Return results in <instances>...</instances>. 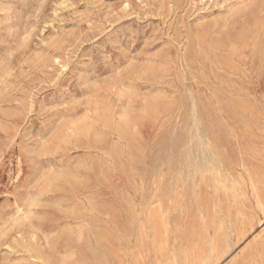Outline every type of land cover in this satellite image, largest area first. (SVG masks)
Masks as SVG:
<instances>
[{
	"label": "rangeland",
	"instance_id": "1",
	"mask_svg": "<svg viewBox=\"0 0 264 264\" xmlns=\"http://www.w3.org/2000/svg\"><path fill=\"white\" fill-rule=\"evenodd\" d=\"M263 237L264 0H0V264H231Z\"/></svg>",
	"mask_w": 264,
	"mask_h": 264
},
{
	"label": "bare ground",
	"instance_id": "2",
	"mask_svg": "<svg viewBox=\"0 0 264 264\" xmlns=\"http://www.w3.org/2000/svg\"><path fill=\"white\" fill-rule=\"evenodd\" d=\"M227 24L225 23V26H226ZM205 30V29H204ZM211 30H213V29H211ZM208 31H209V29H208ZM201 32V31H200ZM207 32H206V30L203 32H201L200 34H204V36H205V34H206ZM207 35V34H206ZM194 36V35H193ZM196 36L197 35H195L194 37H193V40L196 38ZM200 39V38H199ZM196 40V39H195ZM195 126V125H194ZM197 128V127H196ZM199 131V130H198ZM199 133V132H198ZM197 134V133H196ZM195 134V135H196ZM201 134V133H200ZM201 136V135H200ZM195 137H197L196 138V142H195V144H193V146L196 148V150H201L203 147H204V149H205V146L203 145V143H204V141L202 142V139L201 138H198V136H195ZM206 138V137H205ZM194 142V141H193ZM208 143V142H207ZM205 144V143H204ZM209 144V143H208ZM191 149V148H190ZM207 150V149H206ZM205 150V151H206ZM213 150H211V152H212ZM191 153V152H190ZM191 155V154H190ZM192 156V155H191ZM207 156V155H206ZM206 156L204 155V153L203 152H201V160H200V162H204L205 164L207 163V159H206ZM194 159V158H193ZM211 160V159H210ZM191 162V161H190ZM216 162V161H215ZM190 165V164H189ZM188 165V166H189ZM212 165H213V163H212ZM216 165V164H215ZM194 167V166H193ZM196 167H194V168H192V174H195V175H198V174H200V173H202V171L201 170H199V169H195ZM217 168V167H216ZM220 168V167H219ZM218 169V168H217ZM216 170V169H215ZM218 171V170H217ZM220 175V174H219ZM221 176V175H220ZM215 178V177H214ZM220 178V177H219ZM216 181V180H215ZM218 181V180H217ZM218 183H220V182H218ZM219 187V186H218ZM220 187H221V185H220ZM225 188V187H224ZM238 190V189H237ZM258 200V199H257ZM261 206V205H260ZM240 211V210H239ZM254 211V210H253ZM237 213V212H236ZM29 215V214H28ZM238 215V214H237ZM243 216V215H242ZM244 218V217H243ZM261 227H262V224L260 225ZM219 227V226H218ZM222 228H223V226H222ZM261 231V230H260ZM221 232V231H220ZM254 233V232H253ZM260 235V234H259ZM253 250V249H252ZM222 258V257H221ZM231 264H264V237L260 240V242L254 247V250H253V252H252V254L249 256V257H244V258H241V260H239V261H237V262H233V263H231Z\"/></svg>",
	"mask_w": 264,
	"mask_h": 264
},
{
	"label": "snow or ice",
	"instance_id": "3",
	"mask_svg": "<svg viewBox=\"0 0 264 264\" xmlns=\"http://www.w3.org/2000/svg\"><path fill=\"white\" fill-rule=\"evenodd\" d=\"M125 6H127V5H125Z\"/></svg>",
	"mask_w": 264,
	"mask_h": 264
}]
</instances>
